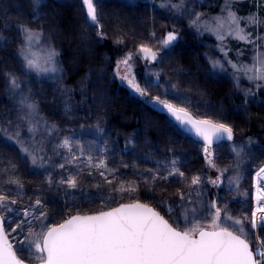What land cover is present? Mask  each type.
Wrapping results in <instances>:
<instances>
[{
	"label": "trees",
	"instance_id": "1",
	"mask_svg": "<svg viewBox=\"0 0 264 264\" xmlns=\"http://www.w3.org/2000/svg\"><path fill=\"white\" fill-rule=\"evenodd\" d=\"M110 1L108 7L101 9L107 30L101 38L98 34H93L94 25L87 19L82 0H40L41 7L38 9L33 8L30 0H0V91L7 88L9 93L17 94L20 89L27 88L25 92L37 106V112L46 116L51 123H55L61 133L64 129H70L73 135L80 131L97 129L99 126V131L104 137L100 143L101 156L106 159L108 168L115 170L114 174L105 173L108 179L113 181L108 184L97 171L92 170L93 174L88 175L89 170L85 168L83 173L78 175L79 186L76 189L53 184L50 188L52 200L41 199L36 193L37 185L46 182L48 177L40 174L45 166L34 167L30 159L20 152L18 145L8 141L0 133V168L5 167L7 161H11L16 166L15 175L19 176L24 184L22 195L25 199L22 204L13 207L26 206L39 197L46 205L48 219L45 223L49 226L62 223L75 214L99 213L123 203L137 201L148 203L167 215L162 201H166L167 205L181 201L179 194L187 193V185L180 182L178 177L150 183L145 182L150 176L125 179L122 176L123 169L129 161L141 159L145 166L153 168L154 173L158 167L162 170L165 164L176 159L177 167L186 177L200 175L208 182L219 175L207 165L203 143L191 138L168 115L147 103L157 96L155 93L150 92L147 96L140 97L117 75L118 62L131 52L133 60L130 63L137 82V77L143 72L153 70L155 78L158 74L161 81L170 83L167 90L171 97L185 95L196 115L231 125L234 129L232 141L247 146L251 155L240 162L235 160L232 151L218 150L215 156L217 167L227 168L228 171L222 177L225 183L220 187H214L208 182L210 192L207 194L210 200L217 198L216 201L221 204L226 202L228 206L232 203L237 205L239 210H242L239 216L250 217L253 209L252 176L264 162V154H259L264 146V101H251L248 104L246 99L260 98L264 86L258 87V81H255L256 84L252 87L246 85L247 89L235 86L232 75L242 72H236L232 64L246 65L256 48L233 37H226L221 42L215 35L217 46L223 51L220 56H223L229 66L223 71L225 74L217 76L210 69L199 45L183 41L176 44L174 50L170 49L172 46H159L158 41L171 29L167 26L166 19L171 18L170 14L157 6L165 0H152L150 5H145L142 0ZM222 1L207 0L211 7L201 14L202 23L220 9ZM235 2L236 0L233 1V10L238 16L248 17L255 13L264 20V0H248L242 14L239 13ZM241 24L244 25L243 22ZM5 25L8 27L5 28ZM17 25H25L42 33L44 43L42 49L37 48L38 56L46 49H58L55 50L58 52L55 59L64 76L48 78L26 68L25 62L18 55L22 40ZM263 29L264 24L250 25L246 31L255 37ZM211 34L210 31L203 32L201 37L205 40ZM118 39H123L124 43H117ZM174 42L172 44H175ZM128 43L136 44L134 46L142 43L156 45L159 48L157 60L150 62L141 59L136 54L138 48H130ZM10 76H18V84L21 87L13 88L9 82ZM171 85L176 87L173 89ZM7 102L8 104L4 105L0 101V127L12 128L19 124L21 132L23 122L15 118L17 111L10 106V101ZM10 119L13 124L7 125L6 121ZM118 138L126 140L127 146L121 148ZM219 145L216 148H220ZM73 151L78 152L74 144ZM68 168L72 169L71 165L60 170L51 168V177L53 176L54 181H58L62 176L66 178ZM78 172L79 170L76 173ZM237 175L240 178L239 190L229 186V180ZM5 178V175L0 173V191L15 196L18 189L14 185L4 183ZM130 183L135 184V192L120 193L114 190L121 184L127 188ZM149 188L152 190L149 191ZM228 192L236 194L226 200ZM241 192H246L247 196L241 195ZM207 194L202 192L205 203L209 201ZM202 213H207V210L198 212L201 215ZM38 229L39 227H36L37 231ZM9 237L14 243L13 237ZM18 255L29 261L21 252H18Z\"/></svg>",
	"mask_w": 264,
	"mask_h": 264
},
{
	"label": "snow or ice",
	"instance_id": "2",
	"mask_svg": "<svg viewBox=\"0 0 264 264\" xmlns=\"http://www.w3.org/2000/svg\"><path fill=\"white\" fill-rule=\"evenodd\" d=\"M30 2L34 9L41 7L40 0ZM82 5L86 9L90 23L97 29H102L97 11L98 0H82ZM161 6L179 11L182 4L171 3ZM222 13L224 14L214 18L212 24L202 23L201 14H193L195 19L191 21V26L196 27L198 31L203 27L213 32L221 42L226 37H233L252 44L256 48L252 64L240 66L232 64V68L236 72H242L249 80L262 82L258 87L264 86V51L261 50L264 43H257L264 42V37L259 34L253 37L251 32L246 31L247 26L262 25L264 20L255 13L248 17L238 16L233 10V0H225ZM242 22L245 27H241ZM7 27L8 25H5V28ZM17 30L22 40L18 55L25 62L26 68L38 74L57 73L59 69L55 58L58 54L55 49H48L39 56L33 50L34 45L40 43L42 33L25 25H17ZM97 34L103 38L102 31ZM176 39L177 34L169 31L158 44L162 48H168ZM117 43L122 44L124 40L118 39ZM158 52L159 48L156 45L142 43L136 54L141 59L154 62L157 60ZM132 60L133 53L129 52L118 62L117 75L135 94L145 97L150 89L160 85L147 81L142 87L132 72L133 66L130 63ZM213 67L223 69V65L215 60ZM159 79L157 74L156 80ZM9 82L13 88L19 87L16 77L10 76ZM171 87L174 89L176 86ZM162 95L164 98L157 95L147 103L164 112L178 126L186 128L203 141L206 163L219 173L215 179L208 182L214 187H220L224 183L222 177L228 169L217 167L213 145L224 140L232 141L233 127L221 120L199 117L191 110L187 97H177L176 102H173L167 97V93ZM19 105L18 119L26 123L27 132L31 134V142L25 143L21 139L19 124L12 128L0 127V133L5 139L18 145L20 152L30 159L34 167H44L45 161L51 157L42 154L45 151L42 141L45 136L55 131V128L47 127L41 133L40 125L45 124V121L36 118L35 103L23 97ZM6 124L12 125L13 122L9 120ZM97 130L99 131V126ZM57 147L71 154L70 158L65 157V161L79 169V172L66 178L62 176L58 181H54L49 174L46 183L50 188L53 184H58L76 189L79 186L78 175L83 173L85 168L89 170L88 175H92V170H95L104 177L106 183H113L105 173L114 174L115 170L108 168L103 156L94 157L91 148L86 153L83 146L77 143V154L73 151V142L67 138ZM232 151L240 156L244 148L233 147ZM57 166L64 169L66 165L60 163ZM15 171L16 166L11 161H7L6 166L0 168V173L6 177L3 182L18 189L15 196L0 191V264H24L18 252L25 250L28 252V259L34 261V264H264V239L258 231L264 230V167L256 173L255 209L251 211L250 217L234 216L226 202L221 204L212 200L205 203L200 187L205 178L200 175L186 177L177 167L176 159L165 164L162 170L158 167L145 181L146 183L178 177L180 182L187 185V193L179 194L180 200L185 202L181 206V217L185 221L183 229L179 227L178 222L170 223L153 207L139 201L121 204L110 211H101L94 215H73L62 223L49 226L45 223L48 217L46 205L39 197L26 206L13 207L22 204L25 199L22 195L24 184L19 176L15 175ZM239 179L238 175L230 179L229 186L234 185L239 190ZM114 190L132 193L137 189L135 184L130 183L127 188L121 184ZM241 195L247 196V193L241 192ZM162 206H166L168 211L172 212V206L167 205L166 201H162ZM202 209L207 210V214L212 218L211 222L203 227L199 224L188 226L189 212L195 216ZM37 226L40 228L39 231H36ZM11 233L17 234L13 237L14 243L9 240ZM250 235L254 240L250 239Z\"/></svg>",
	"mask_w": 264,
	"mask_h": 264
},
{
	"label": "rangeland",
	"instance_id": "3",
	"mask_svg": "<svg viewBox=\"0 0 264 264\" xmlns=\"http://www.w3.org/2000/svg\"><path fill=\"white\" fill-rule=\"evenodd\" d=\"M151 1L152 0H142V3H144L145 5H150ZM110 2H111L110 0H98L99 6H98L97 11H98L99 19H100L101 24H102V29H97L95 26H93V28H92L93 34H97L98 32H101V31H102L103 35H105L107 33L106 32L107 30L105 28V22H104V20H102L101 9L102 8L105 9L106 7H108L110 5ZM222 2L223 3L221 4L220 9L217 12H215L214 14L210 15L203 23L212 24L215 17L224 14V13H222V8H223V5L225 3V0H223ZM236 2H235L236 7L239 9V13L242 14L244 12V10L246 9V5L248 3V0H236ZM171 3L182 4V7L180 8L179 11H176L175 9H171L170 7H162L161 6L162 4H171ZM157 6L159 9L170 14L169 17H171V18L170 19L166 18L168 20L167 26H169L171 28L170 31H173L177 34V39L174 42L175 44H172L171 45L172 47H170V49L174 50L176 48V44H179L180 42L182 43L183 41L195 43V44L199 45L200 50H202V53H203L202 55L205 57V59L208 60L209 67L213 71V73H215L217 76L225 74L223 71H225L226 68H229V66H228V64H226L223 56H220V53H222L223 51L221 50L220 47L217 46V43L215 41V34L210 31V33H212V34L204 40V39H202L201 36L203 35V32H207L208 30L201 27L200 30L198 31L196 27L191 26V21L193 19H195V15H193V14H202L204 10H207L211 7V5H209L207 0H165L163 3L157 4ZM10 11H12V10H10ZM169 11H171V12H169ZM241 27H245V25L241 24ZM168 32H166V34ZM259 35L264 37V29H263V31H261V33ZM99 37H100V35H99ZM87 38H88L87 35H85V39H87ZM5 41L7 42V37H6ZM43 43H44V41H43V38L41 37L40 43L34 45L33 50L36 52L37 48L42 49ZM262 43H264V42H262ZM134 45H136V44L128 43V46L130 48L136 49L139 47V46H134ZM51 49L58 50L57 48H51ZM261 50L264 51V47H262ZM56 53H58V52L56 51ZM255 53H256V51L251 53L249 61L246 63V65L252 64ZM214 60L219 61L220 64L223 65V69L218 68V67L214 68L213 67V61ZM56 66L59 69V71L57 73H55V74L48 73V74H42V75L45 77H48V78H53V79L58 77V76H60V77L64 76V72L61 69V66L59 65V63L57 61H56ZM147 71H146L147 73L143 72L139 77H137L138 82L141 84V86L143 87L147 81H152L154 83H157L160 85V87H155V88L150 89L149 93L152 92V93H155L156 95H161V97H164L162 94L167 93V97L172 99L174 102H176V98L178 96L175 95V96L171 97L170 92H168V90H167V87L170 85V83L163 82L160 79H159V81H157L156 78L154 77L155 72H153V70H149V69ZM232 76H233L232 78L234 79L235 86H237V87L239 86L240 89L244 88V87H245L244 89H247L246 85L248 87H252L256 84L255 81L249 80L247 78V76H245L243 73L242 74L240 73L237 75H232ZM14 77H16L17 82L20 81V78L18 76H14ZM258 83L261 84L262 82L258 81ZM19 86L21 87L20 84H19ZM163 87H165V88H163ZM26 89H22V90L20 89V92H17V94L14 92L9 93L7 88H2L0 91V101L4 105L8 104L7 101H10L11 105L10 104L9 105L14 110L17 111L15 114L16 119L18 118V114L20 112L19 101L23 97H27L28 100L30 101L28 94L25 92ZM262 92H263L262 95L257 100H255L251 97H248L246 99V102L248 104L251 101L252 102H263L264 101V91H262ZM13 94H14V97H13ZM98 94H101V93H98ZM185 97H186L185 95H181L179 98H185ZM157 110L160 111L159 109H157ZM160 112H162V111H160ZM36 118L42 119L43 121H45V124L40 125V132L41 133H43L45 131V128H47V127H54L55 128V131H52L50 135L45 136L43 141H42V143L45 147V151L42 154L46 155L48 157H51L50 160L46 161L45 168L43 169L42 173H40L42 176L49 175L51 173V170H52L51 168H55V167L59 168L57 165L60 163H65V165L67 167H70L71 164L66 163L65 157L70 158L71 154H69L65 149L57 147V145L59 143H62L65 138L72 141L75 146L77 143L79 145L83 146L86 153L89 151V148H91V150H92L91 154L94 157L101 156L100 143L104 137L101 134V132L98 131L97 129H91L90 131L89 130L80 131V132L74 133L72 135L70 129H68V131H67V129H64V131L61 133L60 130L56 127V124L51 123V121H49L48 118L46 116H44L43 114H40L37 112ZM7 121H9V120H7ZM21 130H22L21 131L22 140L25 143L31 142V134H29L27 132L26 123H22ZM118 142H119L121 148H124L125 146H127L126 140H122V139L118 138ZM218 147H220V148H216V147L213 148L215 156L217 155L219 149H223V150L227 149L228 151H232L233 147H236L237 149H239L241 147L244 148V151L241 152L240 156H237L236 153L232 151V153L234 154L235 160H237L238 162H240L241 160L247 159L248 155H251V153L249 152V149H247V146H245L243 143L236 142V141L235 142L234 141L224 142L221 145H219ZM152 149H151V151H152ZM77 154H78V152H77ZM259 154L260 155L264 154V146L260 150ZM81 159H83V158H81ZM71 168L72 169H70V170H69V168L67 169L68 173H66V177L70 174H75L79 170L72 165H71ZM152 169H153L152 167L145 166L142 163L141 159H135V160L129 161L126 164V166H124V169H123L124 173L122 174V176L125 179H142L144 177L151 176L153 174V171L150 172L149 170H152ZM257 169L254 171V174L252 176V185H253L252 197H253V200H254V195H255L254 176H255V173L257 172ZM59 170H60V168H59ZM1 187L2 186H0V189H1ZM200 187H201L202 192H204L206 194H207V192H210L209 188H208V182H206L205 180ZM231 188L235 189V186H231ZM234 194H236V193L235 192L234 193L228 192V198L226 200H230V196H234ZM36 195H38L41 199L46 198L48 201L52 200L50 187L47 185L46 182L39 183L37 185ZM71 196L74 198L77 197V195H74V196L71 195ZM207 198L209 199L208 194H207ZM213 200H217V198H213ZM209 201H212V200L209 199ZM184 204H185L184 201H177V202H174L173 205H169V206H172V212L171 213L168 211V208L166 206H164L167 215L162 213L156 207H154V206L153 207L156 208L169 221H170L169 218H171L176 223V219H177L179 227L183 229L185 227V221L181 217V206ZM250 205H251V203H250ZM250 205H249V207H250ZM245 208H247V207L245 206ZM229 209L234 216H239V214H241V211H242V210L241 211L239 210V207L237 205H233V203H232V205L229 206ZM252 211H253V209H252ZM51 213L53 214L52 211H51ZM211 219H212L211 216L208 215L207 213H205V214L202 213V215L196 213L194 216L191 212H189V220L187 223H188V226H194L195 224H199L200 226L203 227V226L209 224L211 222ZM225 223H230V222L225 221ZM37 227H39V226H37ZM39 230H40V228L38 229V231ZM16 235H17L16 233H11L12 237H15ZM260 236L262 239H264V236L262 234H260ZM250 239L254 240V237L250 235ZM21 253L27 260H29L28 262L34 263V261L28 259L27 250H25Z\"/></svg>",
	"mask_w": 264,
	"mask_h": 264
},
{
	"label": "water",
	"instance_id": "4",
	"mask_svg": "<svg viewBox=\"0 0 264 264\" xmlns=\"http://www.w3.org/2000/svg\"><path fill=\"white\" fill-rule=\"evenodd\" d=\"M169 117V116H168ZM170 118V117H169ZM171 119V118H170ZM172 120V119H171ZM173 121V120H172ZM182 131H184L186 134H188L191 138H193L194 140H196V141H198V142H201V143H203V141L201 140V139H199L198 137H196L195 136V134L194 133H192V132H189L186 128H182V127H180V126H178ZM223 142H229V141H227V140H224V141H220V142H218V143H215L214 145H213V148L214 147H216L217 145H219V144H221V143H223ZM133 203H135V202H133ZM140 203H144V202H140ZM123 204H129V203H123ZM147 204V203H146ZM121 205V204H120ZM149 205V204H148ZM119 206V205H118ZM118 206H116V207H118ZM149 206H151V205H149ZM151 207H153V206H151ZM115 208V207H114ZM154 208V207H153ZM111 209H113V208H111ZM111 209H108V210H105V211H110ZM154 210H156L157 212H159L156 208H154ZM100 213V212H99ZM160 213V212H159ZM94 214H98V213H94ZM94 214H79V215H94ZM161 214V213H160ZM75 215H77V214H75ZM162 215V214H161ZM73 216V215H72ZM163 216V215H162ZM71 217V216H70ZM69 217V218H70ZM164 217V216H163ZM165 218V217H164ZM68 219V218H67ZM166 219V218H165ZM166 220H168V219H166ZM169 221V220H168ZM170 222V221H169ZM171 223V222H170ZM9 240H10V242H12V240L10 239V237H9ZM19 256V255H18ZM20 257V256H19ZM21 258V257H20ZM23 261H24V264H34V263H30V262H28V261H26V260H24L23 258H21Z\"/></svg>",
	"mask_w": 264,
	"mask_h": 264
},
{
	"label": "built area",
	"instance_id": "5",
	"mask_svg": "<svg viewBox=\"0 0 264 264\" xmlns=\"http://www.w3.org/2000/svg\"><path fill=\"white\" fill-rule=\"evenodd\" d=\"M261 167H264V163L258 168V170L261 168ZM257 170V171H258ZM257 173V172H256ZM256 173H255V176H254V183H256ZM255 209V201L253 203V210ZM259 231V234H262L264 236V230H258Z\"/></svg>",
	"mask_w": 264,
	"mask_h": 264
}]
</instances>
